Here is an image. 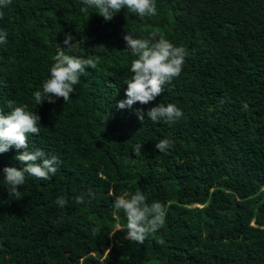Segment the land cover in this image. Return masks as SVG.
I'll list each match as a JSON object with an SVG mask.
<instances>
[{"label":"trees","instance_id":"16d2710c","mask_svg":"<svg viewBox=\"0 0 264 264\" xmlns=\"http://www.w3.org/2000/svg\"><path fill=\"white\" fill-rule=\"evenodd\" d=\"M156 4L153 17L121 9L110 21L82 11V0H12L4 9L0 108L8 113L15 100L36 111L41 128L30 148L62 164L49 180L26 177L18 196L0 183V264H264V0ZM125 32L163 36L190 55L154 101L118 109L135 59ZM58 49L100 62L68 102L36 105L33 92ZM160 103L176 104L183 117L152 122L147 111ZM164 138L174 142L167 153L155 148ZM16 154L0 153V180L5 166L22 167ZM138 190L166 209L165 224L142 245L117 231L126 216L113 206Z\"/></svg>","mask_w":264,"mask_h":264},{"label":"clouds","instance_id":"9594fccd","mask_svg":"<svg viewBox=\"0 0 264 264\" xmlns=\"http://www.w3.org/2000/svg\"><path fill=\"white\" fill-rule=\"evenodd\" d=\"M12 0H0V19L4 16L6 9ZM86 6L81 10L95 9L106 21L113 19L114 14L121 9H127L140 18L153 17L157 14L156 0H82ZM123 39L126 42V49H129L132 56L129 71L131 73L125 83V99L116 101V108H131L135 103L141 105L149 104L156 97L160 96L165 85L179 77L186 59L190 52L184 45H176L169 39L161 36L158 39L153 37L137 38L132 33L125 32ZM70 33L65 34L63 44L71 47L74 42ZM7 43V32L0 30V45ZM53 63L49 70V76L43 81L42 86L33 92L36 105L45 101L54 103L56 99L63 98L68 102L75 93V87L80 82L81 75L86 68L97 69L100 62L99 57L89 56L78 57L66 54L58 49L52 58ZM10 63H15L11 58ZM5 113L0 108V153H5L12 148L16 149L15 159L22 165L17 168L5 166L3 168V180L0 183L8 188L9 196H18L20 189L24 186L26 177H34L39 180H49L55 176L62 161L56 155H49L43 149L30 148L29 137L32 134H40L41 117L36 111L30 110L27 104L18 105L15 100H9ZM137 118L143 124L145 113L143 109H136ZM183 110L174 103H160L147 111L146 116L154 123L164 121L172 124L183 117ZM243 136L241 141L246 143ZM174 147L171 139L164 138L156 142L155 148L161 153H167ZM240 156V147L234 149ZM135 156L142 154V144L137 143L132 148ZM239 160V159H238ZM76 203H84V197L76 196ZM55 203L63 208L68 200L57 197ZM202 206V204H197ZM114 208L122 211L126 216V226L117 225V231H126V238L142 245L149 236H154L163 227L166 220L165 206L154 201L148 203L146 196L141 191L134 194L125 192L115 198ZM98 231V229H97ZM162 243V241H161Z\"/></svg>","mask_w":264,"mask_h":264}]
</instances>
